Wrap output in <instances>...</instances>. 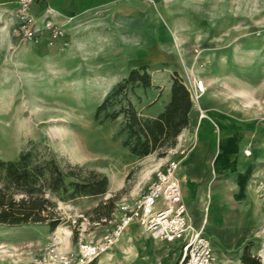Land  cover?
Listing matches in <instances>:
<instances>
[{
  "label": "rangeland",
  "instance_id": "1",
  "mask_svg": "<svg viewBox=\"0 0 264 264\" xmlns=\"http://www.w3.org/2000/svg\"><path fill=\"white\" fill-rule=\"evenodd\" d=\"M13 8L0 9V157L33 148L108 181L104 193L58 200L60 235L67 230L72 239L98 242L119 217V203L139 198L156 171L176 159L167 156L172 147L132 154L122 144V117L95 115L131 66L149 65L162 93L168 91L165 101L176 72L199 116L208 114L201 104L208 94L228 116L239 103L242 118L264 123V0H111L76 17L57 15L67 37L54 45L20 41L12 32ZM195 79L205 86L198 98ZM258 183L264 198V174ZM238 248L264 264V221ZM237 249L223 250L228 259L249 264L236 258Z\"/></svg>",
  "mask_w": 264,
  "mask_h": 264
},
{
  "label": "crops",
  "instance_id": "2",
  "mask_svg": "<svg viewBox=\"0 0 264 264\" xmlns=\"http://www.w3.org/2000/svg\"><path fill=\"white\" fill-rule=\"evenodd\" d=\"M16 1L0 0V9L13 8ZM107 1L111 0H41L38 9L48 5L57 15L72 18ZM157 78L152 73V82L159 85ZM158 91L150 92L154 102L144 114L153 116L162 109L168 91L157 97ZM201 104L208 114L199 116L198 108L192 107L189 124L167 156L176 154L183 200L193 225L202 227L211 241L214 264H238L223 249L240 247L264 221L258 183L264 174V123L251 116L242 118L239 103L232 105L233 114L228 116L230 110L215 95H204ZM61 230L60 225L51 229L46 223L0 224V264H34L35 254L56 242L77 251L81 238L72 239L67 230L60 235ZM180 248L179 241L155 238L132 222L111 247L84 264H176ZM234 255L241 259L243 249Z\"/></svg>",
  "mask_w": 264,
  "mask_h": 264
},
{
  "label": "trees",
  "instance_id": "3",
  "mask_svg": "<svg viewBox=\"0 0 264 264\" xmlns=\"http://www.w3.org/2000/svg\"><path fill=\"white\" fill-rule=\"evenodd\" d=\"M155 88L159 89V97L162 88L152 82L149 65H133L95 110V115L102 119L122 117L119 126L124 134L122 144L138 157L155 150L165 153L190 122L191 94L176 72L171 75L169 98L162 109L153 116L144 114L143 110L154 102L150 92ZM107 183L103 173L83 172L78 165L61 164L52 155L23 148L14 158L0 157V224L46 223L54 229L61 222L58 200L104 193ZM110 200L111 197L101 201L95 210ZM242 260L259 264L254 258L242 256Z\"/></svg>",
  "mask_w": 264,
  "mask_h": 264
},
{
  "label": "built area",
  "instance_id": "4",
  "mask_svg": "<svg viewBox=\"0 0 264 264\" xmlns=\"http://www.w3.org/2000/svg\"><path fill=\"white\" fill-rule=\"evenodd\" d=\"M41 0H17L12 10V32L24 42L54 45L66 43L67 29L57 20L56 11L46 5L38 9ZM203 81L194 80V96L198 98ZM178 160L170 159L149 182L141 196L132 202L119 203L120 215L113 219L111 231L101 240L80 242L77 251L67 250L56 242L41 248L34 264H84L107 250L122 234L126 225L135 222L153 237L179 241L180 256L176 264H214L215 254L210 239L202 227L193 225L183 200L176 176Z\"/></svg>",
  "mask_w": 264,
  "mask_h": 264
},
{
  "label": "bare ground",
  "instance_id": "5",
  "mask_svg": "<svg viewBox=\"0 0 264 264\" xmlns=\"http://www.w3.org/2000/svg\"><path fill=\"white\" fill-rule=\"evenodd\" d=\"M202 88H204L205 89V86H204V84H202ZM114 243H112L111 245H110V247L113 245ZM94 259V258H93ZM93 259H91V260H89V261H87L86 263H89V262H91Z\"/></svg>",
  "mask_w": 264,
  "mask_h": 264
}]
</instances>
